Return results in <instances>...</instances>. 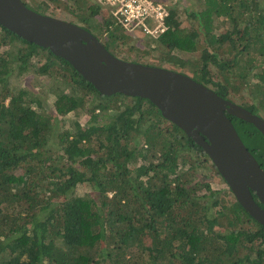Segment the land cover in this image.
I'll return each mask as SVG.
<instances>
[{"label":"trees","instance_id":"trees-1","mask_svg":"<svg viewBox=\"0 0 264 264\" xmlns=\"http://www.w3.org/2000/svg\"><path fill=\"white\" fill-rule=\"evenodd\" d=\"M193 1L183 12L180 1L168 5L166 30L150 37L155 61L190 68L264 119V0ZM50 4L141 63L131 42L143 22L124 25L98 0L35 6ZM26 73L37 81L17 82ZM228 117L264 168V136ZM212 174L228 189L212 187ZM0 264H264V225L150 100L101 94L67 60L0 24Z\"/></svg>","mask_w":264,"mask_h":264},{"label":"water","instance_id":"water-1","mask_svg":"<svg viewBox=\"0 0 264 264\" xmlns=\"http://www.w3.org/2000/svg\"><path fill=\"white\" fill-rule=\"evenodd\" d=\"M0 24L67 60L101 94L150 100L203 148L237 201L264 225V168L228 114L254 125L264 136L261 116L186 73L119 58L86 28L37 12L23 0H0Z\"/></svg>","mask_w":264,"mask_h":264},{"label":"built area","instance_id":"built-area-1","mask_svg":"<svg viewBox=\"0 0 264 264\" xmlns=\"http://www.w3.org/2000/svg\"><path fill=\"white\" fill-rule=\"evenodd\" d=\"M109 6L120 17L124 25L143 22L141 31L147 36L155 37L166 30L169 17L168 2L154 0H98Z\"/></svg>","mask_w":264,"mask_h":264},{"label":"rangeland","instance_id":"rangeland-1","mask_svg":"<svg viewBox=\"0 0 264 264\" xmlns=\"http://www.w3.org/2000/svg\"><path fill=\"white\" fill-rule=\"evenodd\" d=\"M26 1L30 4L29 8H31L37 12H40V13L43 12L40 8H37V6H35V5H38L39 2H41L42 0H26ZM88 1L90 3H93L94 0H88ZM175 1H180L182 3V4H180V11L181 12L184 11L183 9L187 5V3H191V4L194 3L193 0H169L168 3L171 4V3H174ZM45 13L49 14V15L57 16V17H60L63 19H67L69 21H72V22L78 24V22L74 20L75 18L72 17L71 13H69L68 10L63 9L62 7L60 8L59 6L56 7L53 4H50L49 9ZM71 19H73V20H71ZM135 37L136 38L134 40H132L131 44H134V43L140 44L141 49L137 52V54L143 56L141 59V63L153 65V66H161V67L172 69V70L179 71L182 73L185 72L188 75H192L190 68H186L183 71L179 68L173 69V68H171V65H162V64L158 63L157 61H155V59H156L155 57L158 56L159 51L158 50H152V49L157 47L156 42H152V39L149 36L144 35L142 32H137ZM147 41H149L151 44L150 43L147 44ZM144 50H146L145 53H143ZM186 57H188V56H186ZM127 60L134 61L135 59H127ZM26 74L27 75L22 74L25 76L22 77V75H21L17 79V82H23L24 80H28L29 82L33 83V82L37 81V78H34L31 74H29V73H26ZM45 80L47 82H50L47 79H45ZM53 85H56V84H53ZM236 103L240 104V102H238V101ZM85 120H86V118L84 117L82 119V121H85ZM237 129H238V127H237ZM240 135L242 136V134H240ZM259 140H260V137H259ZM243 141L245 142L246 146H248L252 151L253 148H252V146H250V144H254L255 143L254 140H252L251 138H249V139L244 138ZM208 172H210V171L206 170V168H204V170L201 171V174L202 175H205V174L210 175L211 173L208 174ZM210 182L212 184V187H214V188L228 189V186L220 180V177L214 176L213 174H212V181H210Z\"/></svg>","mask_w":264,"mask_h":264},{"label":"clouds","instance_id":"clouds-1","mask_svg":"<svg viewBox=\"0 0 264 264\" xmlns=\"http://www.w3.org/2000/svg\"><path fill=\"white\" fill-rule=\"evenodd\" d=\"M168 2H169V0H168ZM169 4V3H168ZM142 32V31H141ZM144 34V33H143ZM145 35V34H144ZM147 36V35H146ZM150 37V36H149ZM263 118V117H262Z\"/></svg>","mask_w":264,"mask_h":264},{"label":"flooded vegetation","instance_id":"flooded-vegetation-1","mask_svg":"<svg viewBox=\"0 0 264 264\" xmlns=\"http://www.w3.org/2000/svg\"><path fill=\"white\" fill-rule=\"evenodd\" d=\"M234 123V122H233ZM235 125V124H234ZM236 127V126H235ZM237 129V128H236ZM238 131V130H237Z\"/></svg>","mask_w":264,"mask_h":264}]
</instances>
